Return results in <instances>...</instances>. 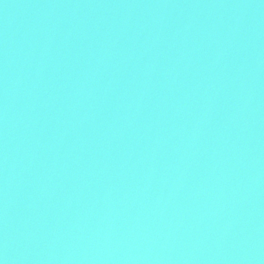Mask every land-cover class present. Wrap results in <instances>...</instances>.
<instances>
[{
    "label": "water",
    "instance_id": "95a60500",
    "mask_svg": "<svg viewBox=\"0 0 264 264\" xmlns=\"http://www.w3.org/2000/svg\"><path fill=\"white\" fill-rule=\"evenodd\" d=\"M0 264H264V0H0Z\"/></svg>",
    "mask_w": 264,
    "mask_h": 264
}]
</instances>
